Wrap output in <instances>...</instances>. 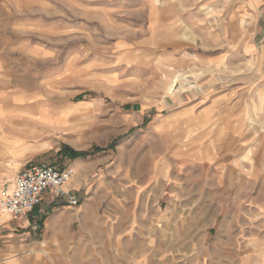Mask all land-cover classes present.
Returning a JSON list of instances; mask_svg holds the SVG:
<instances>
[{"label": "rangeland", "instance_id": "1", "mask_svg": "<svg viewBox=\"0 0 264 264\" xmlns=\"http://www.w3.org/2000/svg\"><path fill=\"white\" fill-rule=\"evenodd\" d=\"M64 149L14 264H264V0H0V167Z\"/></svg>", "mask_w": 264, "mask_h": 264}, {"label": "crops", "instance_id": "2", "mask_svg": "<svg viewBox=\"0 0 264 264\" xmlns=\"http://www.w3.org/2000/svg\"><path fill=\"white\" fill-rule=\"evenodd\" d=\"M64 154V155H63ZM61 154L62 161L53 163L51 160H41L31 162L33 158L15 159L11 163H7L0 167V176L8 178L9 181L15 179L17 174L35 164L41 162H47L53 165L58 170L71 169L72 176L69 182L71 193L79 200L85 198L86 195V180L91 176L94 168L93 163L89 162L86 165L81 163L71 164L68 162L69 155L68 151L64 149ZM4 170V171H3ZM6 181L3 179V184ZM2 185V181H0ZM74 208L66 203L64 197L53 200L48 194H44L42 203L28 216L26 217H15L0 219V264H14L15 259L19 253L24 252L31 245L32 239H39L47 232V228H53L56 224L63 229L68 222L70 217L68 215H62L58 213L52 218L49 223L43 222V216L50 213L54 209L69 210ZM45 210L47 211L45 213ZM4 216V215H3ZM54 231V230H52ZM34 239V240H35Z\"/></svg>", "mask_w": 264, "mask_h": 264}, {"label": "built area", "instance_id": "3", "mask_svg": "<svg viewBox=\"0 0 264 264\" xmlns=\"http://www.w3.org/2000/svg\"><path fill=\"white\" fill-rule=\"evenodd\" d=\"M71 169L58 170L47 162L35 164L17 174L12 186L1 191L0 209L11 216L26 217L43 201L44 194L53 200L64 197L70 206L79 200L71 193Z\"/></svg>", "mask_w": 264, "mask_h": 264}, {"label": "bare ground", "instance_id": "4", "mask_svg": "<svg viewBox=\"0 0 264 264\" xmlns=\"http://www.w3.org/2000/svg\"><path fill=\"white\" fill-rule=\"evenodd\" d=\"M165 76H167V78H166V83H169L170 84V86L168 87V89L170 90V91H172V89L174 88V80L173 79H169L168 80V75H165ZM165 76H164V78H165ZM4 211V210H3ZM6 215H9L6 211H5V216Z\"/></svg>", "mask_w": 264, "mask_h": 264}, {"label": "trees", "instance_id": "5", "mask_svg": "<svg viewBox=\"0 0 264 264\" xmlns=\"http://www.w3.org/2000/svg\"><path fill=\"white\" fill-rule=\"evenodd\" d=\"M77 155H81L80 153H75L74 157H76Z\"/></svg>", "mask_w": 264, "mask_h": 264}]
</instances>
